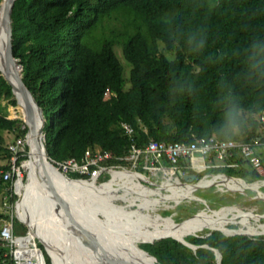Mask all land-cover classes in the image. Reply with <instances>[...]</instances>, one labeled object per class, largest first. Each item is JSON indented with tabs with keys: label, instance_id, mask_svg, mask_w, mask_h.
<instances>
[{
	"label": "trees",
	"instance_id": "1",
	"mask_svg": "<svg viewBox=\"0 0 264 264\" xmlns=\"http://www.w3.org/2000/svg\"><path fill=\"white\" fill-rule=\"evenodd\" d=\"M11 27L12 54L21 67L23 83L46 119L44 145L54 163L69 159L82 163L87 151L96 150L126 157L131 146L144 148L150 141L250 142L263 135L259 116L264 112V0H16ZM116 47L130 66L127 79ZM2 96L11 99L12 94L0 76V101ZM9 104L15 106L16 102L11 99ZM5 112L6 107L0 105L3 172L9 169L11 156L4 133L24 140L27 133L20 119H8ZM122 124L132 132L127 134ZM22 154L17 166L28 159L26 145ZM259 156L264 161V148ZM207 162L209 159L204 158ZM232 162L241 164L244 160L234 151L225 164ZM145 169L139 166L137 172ZM232 170L238 176L218 173L212 167L193 169L190 176H195L194 182L207 174L236 178L222 183L233 189L253 188L260 183L256 179L261 178L248 168ZM241 181L255 183L244 185ZM11 191L0 174L1 206L3 202L13 206L17 201ZM75 193L92 199L97 204L89 209L108 217L109 213H126V222L132 227L122 231L132 240L175 236L137 245L158 264H264V237L225 236L218 231L206 238L186 237L193 234L177 233L183 228L180 225L157 218L147 220L140 210L152 213L149 208L138 205L137 211L128 212L114 207L113 200L132 206L124 191L122 195L102 196L80 185ZM229 215L249 227L240 226L241 221L223 223L221 218ZM245 215L232 209L215 218L219 220L216 224H205L225 234L264 235L261 218ZM8 218L0 213V220ZM104 225L115 229L112 234L121 232L112 218ZM229 225L240 229L221 228ZM203 229L194 231L203 235L208 232ZM25 230L13 219V235H24ZM37 246L45 264H51L43 248ZM0 264H14L8 247L1 243Z\"/></svg>",
	"mask_w": 264,
	"mask_h": 264
},
{
	"label": "rangeland",
	"instance_id": "2",
	"mask_svg": "<svg viewBox=\"0 0 264 264\" xmlns=\"http://www.w3.org/2000/svg\"><path fill=\"white\" fill-rule=\"evenodd\" d=\"M160 48L161 49L163 48L161 44H160ZM115 52H116L117 57L120 60L121 64L123 65L124 77L127 79L129 76L130 66L122 58L119 48L116 47ZM10 100L11 99H5L4 96H2V99L0 101V105L2 107H6L5 113L7 115V118L8 119H20L22 121V119L20 117V112H18L19 111L18 106L17 105H15V106L10 105L9 104ZM4 138H5L6 144H8L14 139V136L11 133H4ZM258 152L259 153L262 152V149H260ZM194 160H195V163L190 164L189 167L185 168L186 170H184V172L177 173V174H181V176H179V177L177 175H174V174L172 175V173H174L175 170L169 169L170 167L166 168L167 170H165V174L161 170L154 171L153 169H150V168H148L147 170L145 169V171L143 173H140V174L145 176L147 178V180L145 182H142V183L145 186L154 189V188L160 187L161 183L165 179H170V181H175L176 180L175 178L177 176L179 181L184 185V184H189L190 181H185V180H183V178L186 176L193 175V173H194L193 169L200 171L203 169V167L207 168L206 166H213L215 171H217V170L229 171L230 170L228 168H226L227 170L222 168L221 164L217 161L212 162L213 160H211V161L209 160V162L204 163V161L197 154H195ZM22 164L23 163H21V165ZM21 165H19V166H21ZM179 167H182V166L179 165ZM184 167H186V166H184ZM178 169H181V168H177L176 171ZM149 171H152V173H154V175H152ZM230 173H232V175L238 176V175H236L235 170H232ZM27 174H28V171L21 168V176L20 177L22 178V183L24 186L28 185V182L26 183ZM82 178L86 179L88 181H91L90 179H88V176H82ZM109 179H110V176H109L108 172H106V171L103 172L99 177H97L95 179L98 182L95 183L96 185L93 188H94V190H96L98 192L97 194H100L102 196L122 195V191H124L127 194V197L129 196L133 199L137 197L134 202H132L130 200V203L132 205H142L139 201V198H141V196H138V195H140V193L137 190L136 191L133 190V192H130L131 189H128L129 192L127 193L126 190L123 188V190L121 191L120 188H116V186L111 187L114 182L112 183V185H108L107 188H104L103 186L106 185V182L109 181ZM148 179L153 184L150 181H148ZM261 180L264 181V178ZM199 181H196V182L193 181L192 183H197ZM208 181L209 182L204 183V180H203L200 188L197 189L196 191H194L193 193H191L192 191H190V190L188 192H183V196L181 199H178L176 197V195H178V194H176L175 192H171L169 194L168 192L163 191L162 194L165 196H163L159 199L156 198L152 203H150V205H148L149 207H145V208H149L148 210H150L153 214H155L156 217L152 213L146 212V210H143V209L140 210V212L149 221H154L157 218V221H160V222L161 221H164V222L168 221L169 223H173L174 225H180L178 227H183V228L179 229L176 232L180 233L183 231L186 233L185 235L190 234V233L191 234H199V232L197 233L194 230H197L200 228H204L203 231H209V229L218 228V227H209L205 223L211 222L213 224H216L217 221H219V220H217L215 218H220L222 215V212L232 211V209H236V211L242 210V213L246 214L245 215L246 218H248V217H252L254 219L261 218L260 223L264 224V218H263L264 217V182H260L259 184L256 183L253 186V188L243 187V188H241L242 189L241 191H235V190L231 189V187H229V186L215 182V180H208ZM204 184H206V186ZM203 186H205V188L201 189ZM226 187H229V190L226 189ZM134 188H137V187H134ZM75 190H77V189H75ZM249 190H252V192ZM12 191L17 196V201L13 204V206L8 204V203H7V207L0 205V213L6 214L7 216H9L8 219H1L0 220V227H1L3 220H8L9 222L12 221V224H13V219H15L16 221H18V224H22L23 227L26 229L24 231L25 232L24 235H21V237H23V236H26L27 234H29L30 225H29L27 214L21 205V200H20L21 197H19V195L16 191V188H13ZM241 192H244L245 195L241 194ZM157 193L160 194L159 191H157ZM75 195H76V193H75ZM91 200L92 199H88V198L85 199L84 197H81V198L77 197V199H76L78 207L80 209H83V210L88 209V210H92V211L97 212V214L95 213V216L100 221H102L103 224H104V222H106L108 220V218L114 219V223L117 224L116 228L121 230V232H120L121 235L119 234V232H117V235H120L119 236L120 238L126 237L127 234L125 231H122V228L132 227L131 225L127 224V222H126L127 217H125V216L123 218L121 217L122 215H124L126 213L123 212L120 214L121 216H119L117 214V213H119V211H118L115 213H109L110 216L108 217L107 214L103 213L102 211H96L95 209H89L93 206L95 207V204H97V203L94 204V201L93 200L91 201ZM201 200H204V201H201ZM106 203H108V202L106 201ZM112 204L116 208H122L123 207L124 210H126L128 212H135L137 210V207L128 206V204H126L122 200H117V201L113 200ZM126 205H127V207H126ZM142 207H143V205H142ZM231 217H232L231 215L224 216L221 218V221L223 223H225V222L228 223V220L231 219V221L233 220V222L235 224L239 223L238 221H241L240 219H232ZM18 218H20L21 220L23 219L24 222L26 221V224L22 223L23 220L21 222ZM37 221L40 222V224H41L42 216H38ZM190 221L191 222L193 221L192 222L193 224H191ZM200 223H202V224H200ZM253 223H255V222H253ZM53 224L54 223H52V225ZM122 224H125V225H122ZM197 224H200V225L196 226ZM52 225H51V227H53ZM241 225L244 226L245 224L242 223V221H241L240 226ZM27 226L29 227V229ZM44 226L46 227V229H47V227H49V226H47V222H44ZM225 226H223L221 228H223V229L228 228L230 230L240 229L239 226H237V225H229L228 227H225ZM54 227H55V224H54ZM90 228H92V230L94 231V234L97 236L98 242L104 244L105 246L106 245L110 246L109 242H111V241L106 240L105 238L101 237L98 234L96 227L95 228L90 227ZM109 228H110L109 229L110 232H113L115 230L112 227H109ZM18 234H20V233H18ZM31 236L32 237L35 236V233H32V235L31 234L29 235V237H31ZM16 237H19V236L14 235V239ZM133 240H135V239H133ZM34 241H35L36 247H38L37 245L41 246L43 248V251L46 254L47 253L46 249H45L46 247L43 244H41L37 238H34ZM65 241H67L66 238H65ZM108 243H109V245H108ZM140 243H142V241H136L135 240L136 245H138ZM15 246L16 245L14 244L13 249L15 248ZM118 249L119 248H116L117 251H118ZM35 255H37V257L39 256L38 257L39 262H37V264H41V258H40L39 252L36 251ZM80 263H81V260H80Z\"/></svg>",
	"mask_w": 264,
	"mask_h": 264
},
{
	"label": "bare ground",
	"instance_id": "3",
	"mask_svg": "<svg viewBox=\"0 0 264 264\" xmlns=\"http://www.w3.org/2000/svg\"><path fill=\"white\" fill-rule=\"evenodd\" d=\"M4 11L2 10V12L0 13V66L2 69V73L4 76H6L8 78V80L10 81V73H15V74H19V67H16L15 65L13 67H11L10 65H6L5 60H4V49H5V38H4V31H5V25L2 21V16H3ZM8 70V73H7ZM18 106V112H20V117L21 119H25L26 123L28 126L32 127V128H37L39 127L40 124V119H39V115L37 112H34V114H32V116L30 117L27 113V111H25L24 109V105L21 102V100L19 98H17V100L15 101ZM28 145L30 144L31 146V154H30V159L27 162H23L22 167L24 170L28 171L27 174V181L28 185L24 186L22 183V180L19 179L17 184H16V191L19 195V197H21V205L22 208L24 209V211L27 214L28 217V221H29V225H30V230H29V235L32 233H35V236H31L29 237V235L26 238H15L14 242L16 243V245L19 247L18 249V256L20 255V259H25L27 255L29 258H33L35 260L34 264H37L38 261V257L36 254V251L32 245L35 244L34 238L39 239V241L46 247V250L53 262V264H91L90 261L85 257L84 251L83 249L77 245V242L75 240H73L66 228L62 225V223L60 221H58V219L55 217L54 214L51 213V211H48L45 208V202H44V198L43 196L46 195V190L44 192L42 185L39 183L40 181L37 180L38 175L41 173L40 172V167L37 163L36 158L39 155V152L36 150V148L33 146V144L30 142V140H27ZM138 165H134V163H126V165H120L116 168H113L111 170H108V174L110 176L109 181L106 182V185H104V188H107L108 185H113L111 187L116 186V188H120V190L122 191L123 188L126 190V192L128 193V189H131L130 192H133V190H137L141 196V198H139L140 203L143 205V207H149L148 205H150V203H152L156 198L159 199L165 195L162 194L163 191L168 192L169 194L171 192H175L176 197L178 199H181L183 196V192H188L189 190H191L192 187H196L198 185H200L203 180H216L219 183H228L230 181H232L233 179L236 178H232V177H219V176H210V175H204L199 182L197 183H192L195 180V176H186L183 178V180L185 181H190L189 184H182L178 177L181 176V174H177V173H182V170H177L174 173H172V175H177L176 176V180L175 181H170V179H165L160 187L158 188H149L147 186H145L142 182H145L147 180V178L143 175H140L137 172L138 169ZM148 169V167H146V170ZM153 169L154 171H163L165 174V170H167L165 168V166H161L158 168H150ZM152 175H154V173H152V171H149ZM58 173V174H57ZM54 174H52V177L55 178L56 180L60 181V183L65 184L66 186H70V187H77L79 188L80 185L86 186L88 188V191L90 192H95L96 190H94L93 187H95V183L98 181H91V182H87L84 181V179L79 176V175H75V174H68V175H74L77 177H80L78 179H70L68 178V180H66L64 178V176H68L67 174L61 173L59 170L58 172ZM210 178V179H209ZM239 180V179H237ZM39 181V182H38ZM148 181H150L148 179ZM100 182V181H99ZM151 182V181H150ZM256 182H259L258 180ZM152 183V182H151ZM255 183V182H252ZM252 183H247V184H252ZM41 186H40V185ZM153 184V183H152ZM245 184V185H247ZM137 187V188H134ZM200 187H198L197 189H199ZM196 189V190H197ZM233 189V188H231ZM233 190L235 191H239L242 190L241 188H234ZM157 191L160 192V194L157 193ZM97 192V191H96ZM98 193V192H97ZM123 194V191H122ZM46 197L48 198V196L46 195ZM137 198V197H136ZM136 198H131L128 196V200L130 202V200L132 202H134L136 200ZM20 202V201H19ZM18 202V203H19ZM17 203V204H18ZM82 205V204H81ZM140 205V206H142ZM17 206V205H16ZM48 208V207H47ZM88 210V209H87ZM38 216H42V221L41 224L40 222L37 221ZM94 217H96L95 215H93ZM121 216V215H120ZM128 217L127 214L122 215L121 217ZM97 218V217H96ZM20 221H22L20 218H18ZM80 219H77V221L79 222ZM87 225L91 226L87 220H83ZM44 222H47V229L44 226ZM231 222V219L228 220V223ZM243 222V221H242ZM24 223V222H23ZM52 223L54 224L52 225ZM58 223V224H57ZM97 222L93 221L91 227H96L98 234L105 238L106 240H110V246H109V250H111V252H116V257H118L121 260H124L126 264H156L154 262L153 259H150L147 255L143 254L142 252L139 251V249L137 248V245L135 244L134 240L130 239V237L126 236L123 237L124 238H120L119 236L121 235H117V233H110V231L105 227V225L103 224L102 221L99 220V224H96ZM245 225H247L249 227L248 224H246L245 222H243ZM25 224V223H24ZM49 224V225H48ZM51 225L53 227H51ZM28 227V226H27ZM93 228V229H94ZM29 229V227H28ZM106 229V230H104ZM37 234V235H36ZM116 235V236H115ZM163 236H172L175 237L173 235H158L155 237H163ZM113 237H119L118 239H115ZM31 238V239H30ZM65 238L67 241H65ZM93 242L95 243V241L93 240ZM108 243V245H109ZM36 247V245H35ZM103 248V247H102ZM116 248H119L118 251L116 250ZM104 251L108 250L103 248ZM41 258V257H40ZM81 260V263H80ZM42 264V263H41Z\"/></svg>",
	"mask_w": 264,
	"mask_h": 264
},
{
	"label": "built area",
	"instance_id": "4",
	"mask_svg": "<svg viewBox=\"0 0 264 264\" xmlns=\"http://www.w3.org/2000/svg\"><path fill=\"white\" fill-rule=\"evenodd\" d=\"M260 121L264 124V112L259 116ZM127 134L132 132L127 124H122ZM10 153V165L6 171H0L2 179L9 183V188H16V184L21 176V162L16 165L18 157L23 156L22 152L25 147V140L21 138L13 139L6 145ZM264 148V132L260 137H255L250 142H205L204 140H196L191 144L181 143H164L150 141L144 148H136L131 146L129 154L126 157H116L112 153L96 150L94 153L87 151L82 163H78L74 159H69L61 163H53V165L64 174H75L79 176H88V179L95 180L103 172H107L125 163H134L148 168H158L168 165L176 171L177 168H187L190 164L195 163L194 156L197 154L201 159L207 158L210 161L213 158L220 162L222 166L228 169H236L238 167L248 168L255 172L261 179L264 178V161L260 158V149ZM238 152L244 162L241 164L230 163L225 164V160L232 158L233 152ZM142 159V162H140ZM116 163L113 164L112 162ZM181 165L182 167H179ZM186 166V167H184ZM207 167V166H206ZM213 167V166H210ZM3 206L7 207V202H3ZM12 221L3 220L0 227V243L2 246L8 247L9 254L12 256L14 264H34L35 260L27 255L25 259L18 256L19 247L14 242ZM14 242V243H13ZM14 244L16 245L15 248Z\"/></svg>",
	"mask_w": 264,
	"mask_h": 264
},
{
	"label": "water",
	"instance_id": "5",
	"mask_svg": "<svg viewBox=\"0 0 264 264\" xmlns=\"http://www.w3.org/2000/svg\"><path fill=\"white\" fill-rule=\"evenodd\" d=\"M15 1L16 0H1L0 13L2 12V10L4 11L3 16H2V21L5 25V31H4V38H5L4 60L6 62L5 64L10 65L11 67L15 65L16 67H19L20 71H19V74H15L11 72L9 75L11 80L9 81L8 78L3 75L2 73L3 71L0 66V76L10 87L11 94H12L11 99H14L16 101L17 98H19L24 105L25 111H27L30 117L32 116V114H34V112H37L39 115L40 124H39L38 129L28 126L26 123V120L22 119L24 126L27 128V133L25 136V145L28 148V154H27L28 159L25 160V162H27L30 159V154H31V149H32L30 144L28 145L27 143V140L29 139L30 142L33 144V146L36 148V150L39 152V155L36 158V160L40 167L41 173L38 175L37 180L40 181L38 182L42 185L43 190L44 189L46 190L47 192L46 195L48 196V198L46 197V195L43 196L44 198L43 200L45 202L44 206L48 211H51V213L53 212L52 214L55 215V217L58 219V221L62 223L64 227H67L66 230L69 236L73 240H75L77 242V245H79L83 249L85 257L90 261V263L91 264H126L124 260H121L115 256L116 252L112 253L111 250L108 249L109 246L107 245L105 246L104 244L98 242L97 236L94 234V231L92 230V228H90L91 226H93L92 225L93 221L94 222L96 221L97 222L96 224H98L99 222V219L93 216V211L87 210V209L83 210L78 207V204L76 201L77 197L79 198L84 197L85 199H87L88 197L84 194H78L75 196V193L73 192H76L78 190L77 187L66 186L65 184L60 183V181L52 177V174H54V172L57 173L58 170L53 165L51 160L48 158L47 153H46V148L44 145V126H45L46 119L43 115L41 108L38 106L33 94L29 91V89L23 83L22 77H21V67L12 54L11 13H12V7ZM7 73H8V70H7ZM138 166H141V165H138ZM207 168H210V166H207ZM217 172L218 173H225V172L230 173L231 171L229 172V171L217 170ZM244 177L254 179L251 176H244ZM256 180L260 182L263 181L261 179H256ZM84 181L91 182L93 180L88 181L84 179ZM201 201H204V200H201ZM132 206L139 208L138 205H132ZM131 217H135V215H131ZM77 219H80L79 222L77 221ZM83 220H87V222L91 226L87 225ZM216 231L221 232L225 236L242 235V236L264 237V235H260V234L248 235V234L239 233V232L232 233V234H225L224 232L220 230H216V229H209V231L203 235L193 234V235H188L186 237L206 238L210 234ZM28 235L29 234L23 237L19 236L16 238L23 239V238H26ZM168 237H172V236H163V237L154 239L152 241H142V243H152L153 241L161 240V239L168 238ZM93 240L95 241V243L93 242ZM177 240L180 241L182 244L193 248V246L189 244L188 242H186L184 239L183 240L177 239ZM35 245L36 244H33L32 247L39 252L40 257H41V263L45 264L42 250L38 247H35ZM102 247L108 250L104 251ZM138 249L140 252L147 255L150 259H153L156 264H158V261L155 257L151 256L146 251L140 248ZM46 254L48 255L50 259V263L53 264L48 252ZM215 258L218 261L219 256L217 253H215Z\"/></svg>",
	"mask_w": 264,
	"mask_h": 264
},
{
	"label": "crops",
	"instance_id": "6",
	"mask_svg": "<svg viewBox=\"0 0 264 264\" xmlns=\"http://www.w3.org/2000/svg\"><path fill=\"white\" fill-rule=\"evenodd\" d=\"M260 153H262V152H260ZM203 161H204V159H202ZM205 181L206 180H204V183H205ZM242 182V181H241ZM217 183H219V182H217ZM244 185L245 184H247V183H245V182H242ZM202 184V183H201ZM201 184L200 185H198V186H196V187H192L191 188V190L190 191H192L191 193H193L194 191H196V189L198 188V187H200L201 186ZM222 184V183H221ZM205 186H206V184H204ZM208 185V184H207ZM247 185H249V184H247ZM205 186H203L201 189H204L205 188ZM226 189H228L229 190V187H226ZM239 191H241V190H239Z\"/></svg>",
	"mask_w": 264,
	"mask_h": 264
}]
</instances>
